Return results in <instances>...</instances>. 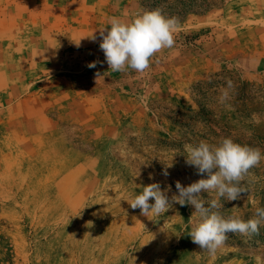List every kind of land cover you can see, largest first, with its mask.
I'll return each mask as SVG.
<instances>
[{
  "label": "rangeland",
  "instance_id": "rangeland-1",
  "mask_svg": "<svg viewBox=\"0 0 264 264\" xmlns=\"http://www.w3.org/2000/svg\"><path fill=\"white\" fill-rule=\"evenodd\" d=\"M149 9L0 0V264H264V226L209 254L189 236L193 206L145 216L128 203L151 183L171 198L176 181L207 178L185 145L231 138L264 156V0L192 8L149 69L113 72L100 30ZM241 184L240 199L221 198L224 217L264 207V159Z\"/></svg>",
  "mask_w": 264,
  "mask_h": 264
},
{
  "label": "clouds",
  "instance_id": "clouds-1",
  "mask_svg": "<svg viewBox=\"0 0 264 264\" xmlns=\"http://www.w3.org/2000/svg\"><path fill=\"white\" fill-rule=\"evenodd\" d=\"M178 21L175 17H166L160 10L145 11L125 22L112 17L109 26L100 30V50L113 72L128 69L144 73L150 67L153 56L163 49L172 48L175 43ZM92 39H96L92 36ZM95 68L96 62L88 65ZM232 88V82H227ZM228 98V92L222 93L221 100ZM186 163L196 169L200 176L206 175L188 186L176 181L177 194L171 198L168 190H162L159 183L142 187L128 203L133 209H140L142 215H161L169 211L173 204L191 205L199 220L192 226L189 236L202 251L215 254L227 241L228 234L252 236L259 233L264 226V207L256 208L253 218L247 220L228 216L224 217L219 209L223 207L221 198L236 201L247 189L241 182L250 169L257 166L264 156L259 148L241 145L231 138H223L217 145L201 141L197 145H185ZM163 175L167 176L165 170ZM151 178V177H150ZM202 192H215L220 199H211L206 206L201 197ZM154 201V203H150ZM215 210V211H214ZM257 257V264H260Z\"/></svg>",
  "mask_w": 264,
  "mask_h": 264
},
{
  "label": "trees",
  "instance_id": "trees-1",
  "mask_svg": "<svg viewBox=\"0 0 264 264\" xmlns=\"http://www.w3.org/2000/svg\"><path fill=\"white\" fill-rule=\"evenodd\" d=\"M215 1L216 0H144L145 5H148V3L152 5V9L146 11H161V6L164 5L167 7L168 11H161V13L166 17L175 18L182 14H187L192 8L199 9L201 12H206L213 7Z\"/></svg>",
  "mask_w": 264,
  "mask_h": 264
}]
</instances>
